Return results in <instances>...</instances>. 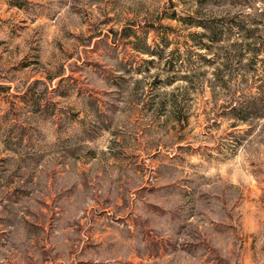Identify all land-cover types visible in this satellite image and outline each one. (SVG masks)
Listing matches in <instances>:
<instances>
[{
	"label": "rangeland",
	"instance_id": "obj_1",
	"mask_svg": "<svg viewBox=\"0 0 264 264\" xmlns=\"http://www.w3.org/2000/svg\"><path fill=\"white\" fill-rule=\"evenodd\" d=\"M0 264H264V0H0Z\"/></svg>",
	"mask_w": 264,
	"mask_h": 264
}]
</instances>
